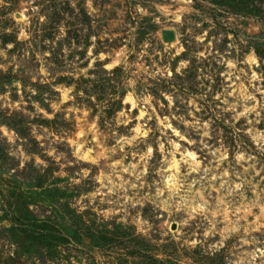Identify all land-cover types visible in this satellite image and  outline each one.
Here are the masks:
<instances>
[{
  "label": "rangeland",
  "instance_id": "rangeland-1",
  "mask_svg": "<svg viewBox=\"0 0 264 264\" xmlns=\"http://www.w3.org/2000/svg\"><path fill=\"white\" fill-rule=\"evenodd\" d=\"M0 264H264V0H0Z\"/></svg>",
  "mask_w": 264,
  "mask_h": 264
},
{
  "label": "trees",
  "instance_id": "trees-1",
  "mask_svg": "<svg viewBox=\"0 0 264 264\" xmlns=\"http://www.w3.org/2000/svg\"><path fill=\"white\" fill-rule=\"evenodd\" d=\"M51 200L52 199H50V201ZM51 202L53 203V200ZM14 221L15 220H13V219L11 220V225H12V223H14ZM23 221L24 222H19V223H24L23 225L25 226L26 230L28 229V232L31 233V235L27 234V236H26L27 237V239H26L27 241L23 242V244H22V242L19 240V237H17V236H14L13 239H12V237H9V239H12L15 243H17L20 247H22L23 251L27 255H31V256L34 255V257L35 256L42 257V253H47V252L49 253V251L51 249H55V247L57 245L62 243L64 240H62V241L57 240V239H59L58 235L59 236L65 235L64 237L68 238V236H70V233H71L69 231L68 233L61 234V233L58 232V230H53V228L51 229L50 228L51 226H50L49 230H47L48 232H47L46 236L43 237V236L40 235L41 236L40 237L41 242H39V239L37 241L34 240L35 237L39 236V234L36 235V236L33 235L34 234L33 232L38 231V230H36L35 226H33L32 224H29L28 220L26 221L25 219H23ZM25 223H27V224H25ZM18 225H20V224H18ZM53 227H54V225H53ZM8 230H11L10 227L1 228V231H4V232L8 231ZM43 238H45V240Z\"/></svg>",
  "mask_w": 264,
  "mask_h": 264
}]
</instances>
